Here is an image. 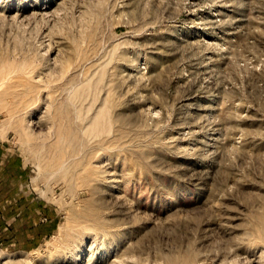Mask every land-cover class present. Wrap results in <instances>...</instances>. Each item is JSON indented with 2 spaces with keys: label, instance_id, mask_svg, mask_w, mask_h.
<instances>
[{
  "label": "rangeland",
  "instance_id": "rangeland-1",
  "mask_svg": "<svg viewBox=\"0 0 264 264\" xmlns=\"http://www.w3.org/2000/svg\"><path fill=\"white\" fill-rule=\"evenodd\" d=\"M0 254L264 264V0H0Z\"/></svg>",
  "mask_w": 264,
  "mask_h": 264
},
{
  "label": "bare ground",
  "instance_id": "bare-ground-1",
  "mask_svg": "<svg viewBox=\"0 0 264 264\" xmlns=\"http://www.w3.org/2000/svg\"><path fill=\"white\" fill-rule=\"evenodd\" d=\"M17 261L18 260L13 259L12 257H8V256L0 254V262H1V264H9V263L18 264Z\"/></svg>",
  "mask_w": 264,
  "mask_h": 264
}]
</instances>
